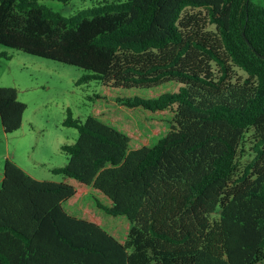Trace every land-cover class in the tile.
I'll return each mask as SVG.
<instances>
[{
  "label": "trees",
  "instance_id": "16d2710c",
  "mask_svg": "<svg viewBox=\"0 0 264 264\" xmlns=\"http://www.w3.org/2000/svg\"><path fill=\"white\" fill-rule=\"evenodd\" d=\"M0 44L85 68L83 80L113 88L177 85L115 99L171 113L153 145L133 148L114 125L68 112L64 125L79 137L53 172L80 185L6 160L0 264H264V4L115 0L66 16L40 0H0ZM26 109L16 88L0 87L5 132L22 126ZM82 188L127 218L120 235L115 223L67 210Z\"/></svg>",
  "mask_w": 264,
  "mask_h": 264
},
{
  "label": "rangeland",
  "instance_id": "374dc122",
  "mask_svg": "<svg viewBox=\"0 0 264 264\" xmlns=\"http://www.w3.org/2000/svg\"><path fill=\"white\" fill-rule=\"evenodd\" d=\"M106 1L115 0H40L66 16ZM256 1L264 4V0ZM210 27L213 28V25ZM237 71L239 75H245L242 70ZM90 74L85 68L0 44V87L16 88L18 99L27 104L22 126L14 132H5L0 117V189L7 159L16 162L39 180H67L79 184L74 179L53 172L54 168L65 166L69 160V154L62 147L75 144L79 137L77 128L64 125L69 111L82 122L89 115H95L128 133L133 148L153 145L169 132V111L151 113L139 108L127 109L115 99L134 95L158 96L175 90V83L151 90L113 88L99 80H83ZM249 158V155L244 156L243 163ZM97 199H106V196L98 190L95 193L91 188H82L66 204V208L107 227H113L115 223L116 230H119L115 233L120 235L127 218L106 214L97 206Z\"/></svg>",
  "mask_w": 264,
  "mask_h": 264
},
{
  "label": "crops",
  "instance_id": "0c3cea01",
  "mask_svg": "<svg viewBox=\"0 0 264 264\" xmlns=\"http://www.w3.org/2000/svg\"><path fill=\"white\" fill-rule=\"evenodd\" d=\"M31 174V173H30ZM31 175H33V174H31ZM33 177H35V176H33Z\"/></svg>",
  "mask_w": 264,
  "mask_h": 264
}]
</instances>
